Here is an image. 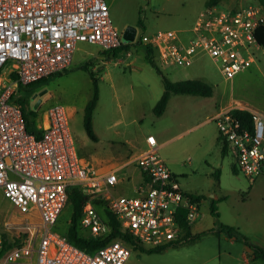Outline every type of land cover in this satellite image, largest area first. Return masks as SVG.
I'll use <instances>...</instances> for the list:
<instances>
[{
  "label": "built area",
  "instance_id": "2783aa9c",
  "mask_svg": "<svg viewBox=\"0 0 264 264\" xmlns=\"http://www.w3.org/2000/svg\"><path fill=\"white\" fill-rule=\"evenodd\" d=\"M261 26L264 6L257 2L228 10L214 5L199 13L189 36L158 30L126 42L113 24L106 0H0V189L29 216L14 224L26 234L23 244L0 264H21L18 258L28 250L36 255L35 264L126 263L131 247L120 238L88 252L56 230L74 186L87 196L80 228L92 238H105L112 230L100 212L103 208L147 248L188 243L193 234L186 235L181 221L191 229L201 215L202 199L183 190L179 176L159 155L153 134L147 136L146 152L135 160L143 174L137 195L128 196L114 190L121 180L118 170L95 174L79 155L69 106L45 109L39 114L38 132L28 131L21 98L31 84L66 71L82 41L104 51L124 43L150 46L162 63L184 67L192 65L199 53H207L225 79L232 80L256 61L253 49L261 46L256 38ZM232 110L214 118L219 135L246 176L264 175V113L248 108L253 115L249 125Z\"/></svg>",
  "mask_w": 264,
  "mask_h": 264
},
{
  "label": "rangeland",
  "instance_id": "374dc122",
  "mask_svg": "<svg viewBox=\"0 0 264 264\" xmlns=\"http://www.w3.org/2000/svg\"><path fill=\"white\" fill-rule=\"evenodd\" d=\"M106 1L120 34L123 36L128 27H133L137 39L158 30H178L183 37L189 36L199 13L208 7V0ZM250 3H256V0H222L216 6L228 10ZM253 55L255 63L233 82L225 79L218 64L207 53L196 55L188 67L162 63L156 57L158 67L172 81L203 79L214 89L212 98L174 94L164 114L157 116L153 108L165 87L162 75L146 59L144 49L133 43L115 54L104 51L97 44L82 41L66 71L35 87L29 97V106L38 114L55 104L75 107L71 119L72 134L79 155L89 160L93 153L101 152L113 162L122 161L126 155L137 153L142 139L153 134L159 142V155L177 173L182 188L205 198L201 211L207 222L215 223L211 214V206L215 205L224 224L241 229L262 228L264 175L253 179L246 176L231 151L223 154L217 139V123L201 124L221 100L232 96L255 105L264 103V47H255ZM96 84L99 101L93 123L97 141L87 135L84 127V108L93 98ZM45 90L38 109L35 95ZM120 175L125 180L118 184L116 193L136 196L134 188L140 181L137 166L132 163L121 169ZM255 183L256 186L251 187ZM72 213V205L68 202L57 223L61 232L67 230ZM24 219L0 189V239L6 237L10 243L17 242L25 234L14 224ZM194 244L170 246L154 253L130 248L125 264H211L219 247H224L227 241L220 240L216 234H205ZM15 248L9 249L5 256ZM20 255L21 264H35L36 255L32 250ZM196 257H201V263L195 261Z\"/></svg>",
  "mask_w": 264,
  "mask_h": 264
},
{
  "label": "trees",
  "instance_id": "16d2710c",
  "mask_svg": "<svg viewBox=\"0 0 264 264\" xmlns=\"http://www.w3.org/2000/svg\"><path fill=\"white\" fill-rule=\"evenodd\" d=\"M222 0H208V7L217 5ZM257 3L264 6V0H256ZM256 38L258 41V44L264 47V26H261L256 33ZM129 44L124 43L121 47L114 49V53L116 54L117 51L120 49H127ZM145 51L146 59L149 61V63L154 66L159 74L162 75L163 82H164V93L160 97V99L157 101L156 105L153 108V111L155 115L162 116L168 106V103L170 101V98L174 94H188V95H199L204 97H210L214 93L213 86L201 79H183L179 81H172L169 79L158 67L156 62V52L153 48L150 46H141ZM48 79H44L38 82H35L30 85L31 89L25 90L27 91L26 94L23 95L21 98V101L24 106V116L27 122V129L30 132H38L37 131V122L39 118V114L37 110L31 109L29 106V97L32 93V91L35 89L36 86H39L42 83L47 82ZM23 89V87L21 88ZM99 101V90L98 86L96 84L95 86V93L93 98L86 104L84 108V127L86 130L87 135L97 141L98 137L96 135L95 129H94V112L96 110L97 104ZM233 115L238 118L239 120H242L246 124L252 125L253 122V115L247 110L243 108H234L232 110ZM219 141L222 145V152L223 154H226L228 152V147L226 142H223V139L221 136H219ZM234 171L236 172V167H234ZM87 199V196L83 194V191L81 188L74 186L71 187L69 190V197L68 202L71 203L73 208L72 217L70 220V223L68 225V228L65 232H61L57 226L56 230L64 233L68 240L73 243L74 245L80 247L81 249H84L88 252H93L97 250L98 248L106 245L109 241L113 239L120 238L122 239L128 246L131 248L139 249L142 252L146 253H154V252H161L166 249V247L161 248H147L140 243L137 242L129 233L123 231L121 229L120 223L115 217V215L108 209L103 208V210H100L101 214L109 220V224L112 227V230L110 234L105 238H92L86 235L85 232L80 228V220L82 216V209L85 204V201ZM198 199H202V196H198ZM99 206L101 203H98ZM211 213L213 217L215 218V226H218L214 230V233L216 235H220L221 233H224L228 235L229 237H234L236 240L245 243L250 247V249L253 251V256L256 259H263L264 260V247L253 242L249 237H247L245 234L241 232V230L233 225H227L220 221V214L218 212V209L215 205L211 206ZM181 224L184 226L186 235H191V229L189 225L181 221ZM26 235V234H25ZM24 235V236H25ZM192 240H190L188 243L195 241V239L199 236L197 235H191ZM23 244V236L19 237L17 239V242H8L7 238L4 237L2 240V244L0 246V262L2 258L5 256L6 252L15 247H20Z\"/></svg>",
  "mask_w": 264,
  "mask_h": 264
},
{
  "label": "crops",
  "instance_id": "0c3cea01",
  "mask_svg": "<svg viewBox=\"0 0 264 264\" xmlns=\"http://www.w3.org/2000/svg\"><path fill=\"white\" fill-rule=\"evenodd\" d=\"M130 33L133 34V30H131ZM103 62L106 63L107 60L103 61ZM244 71H246V70H244ZM244 71H242V72H244ZM242 72H240V73H242ZM235 78H233L232 80H228V81L233 82L235 80ZM201 80H203V79H201ZM210 97L212 98L213 95ZM42 100H43V98H42ZM234 108H243V109L255 108V109L260 110L262 113H264V103H261L260 105H255L248 100L244 101L243 99H237V98L232 96L229 99L221 100L219 105H216L215 109H213L208 114L207 119L202 121L201 124L210 123L211 121H214V118L220 112H222L224 110H228V109H234ZM70 109H71V113H72V117H73L75 112H76V108L70 107ZM218 138H219V134L217 135V139ZM140 144H141L140 148H137V150H138L137 153L130 155V156L126 155V158L123 159L122 161L113 162L110 157L103 155L101 152L93 153L90 160L85 159L84 157H82V159L90 166V168L92 169V171L95 174L103 175V174H106V173L113 171V170H118L119 174H120L121 169H123L125 167H129L132 163H134L137 166V164L135 162L136 158L143 155L149 147L148 143H147V137L143 138ZM137 168L139 169L138 166H137ZM173 172L175 173L174 170H173ZM139 173H140V181H138L136 187L134 188V192L136 194H137V187L141 183V181L143 180V174L141 173L140 169H139ZM175 174H177V173H175ZM120 177H121V175H120ZM124 180H125V177H121V180L119 183L123 182ZM117 186H118V184L116 185V187ZM255 186H256V183L253 184L251 187H255ZM116 187L114 188V190H116ZM183 190L186 192H189V193H193V194L202 196L201 194H197V193H194L191 191H187L185 189H183ZM204 202H205V198L202 196V205ZM202 205H201V207H202ZM20 214L23 215L25 217V219L19 223L25 222L29 219L28 215L22 214V213H20ZM204 215H205V213H203L201 211L200 217L198 218V220H196L192 224V227H191L192 234L199 236V238L197 237L195 239V241L190 242V243H186V244H182V245H176V247H181L183 245H189L191 243L194 244V242H196L198 239L202 238L203 235H205V234H209V235L215 234L214 230L216 229V226H215L214 222L213 223L207 222V220H205V218H204ZM33 219H38V217H33ZM15 224H17V223H15ZM238 228L241 230V232L243 234H245L247 237H249L253 242L264 247V227L261 228L259 226L258 228H255V229L254 228L253 229H241L240 227H238ZM259 229H261V231ZM218 237L220 240L221 239L226 240L227 244L224 247H222V246L219 247L218 255H217V257H214V260L211 259V261H210L211 264H264L263 259L254 258L253 251L245 243L236 240L234 237H229L228 235H226L224 233H221ZM194 245H197V244L195 243ZM195 261L201 263V257H196ZM19 263H21V262L19 261Z\"/></svg>",
  "mask_w": 264,
  "mask_h": 264
},
{
  "label": "water",
  "instance_id": "95a60500",
  "mask_svg": "<svg viewBox=\"0 0 264 264\" xmlns=\"http://www.w3.org/2000/svg\"><path fill=\"white\" fill-rule=\"evenodd\" d=\"M131 30H133V34L130 33ZM135 35H136V29L133 27H128V29L126 30V32L123 35V39L126 42L132 41L134 39ZM45 92H46V90L35 95V97L39 96V98L36 102V105H35L37 108L39 107L40 103L42 102V96L45 94Z\"/></svg>",
  "mask_w": 264,
  "mask_h": 264
}]
</instances>
